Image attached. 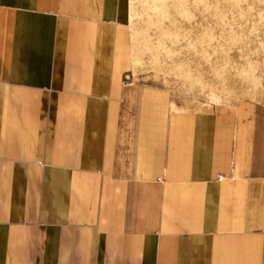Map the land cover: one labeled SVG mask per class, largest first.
<instances>
[{"label":"crops","instance_id":"1","mask_svg":"<svg viewBox=\"0 0 264 264\" xmlns=\"http://www.w3.org/2000/svg\"><path fill=\"white\" fill-rule=\"evenodd\" d=\"M127 13L0 0V264H264V175L130 72Z\"/></svg>","mask_w":264,"mask_h":264},{"label":"rangeland","instance_id":"2","mask_svg":"<svg viewBox=\"0 0 264 264\" xmlns=\"http://www.w3.org/2000/svg\"><path fill=\"white\" fill-rule=\"evenodd\" d=\"M127 6L130 72L166 93L173 110L218 115L241 163L264 175V0Z\"/></svg>","mask_w":264,"mask_h":264}]
</instances>
